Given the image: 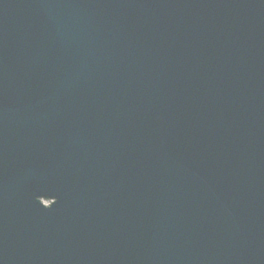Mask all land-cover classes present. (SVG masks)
Returning a JSON list of instances; mask_svg holds the SVG:
<instances>
[{
    "label": "water",
    "instance_id": "obj_1",
    "mask_svg": "<svg viewBox=\"0 0 264 264\" xmlns=\"http://www.w3.org/2000/svg\"><path fill=\"white\" fill-rule=\"evenodd\" d=\"M0 264H264V0H0Z\"/></svg>",
    "mask_w": 264,
    "mask_h": 264
}]
</instances>
